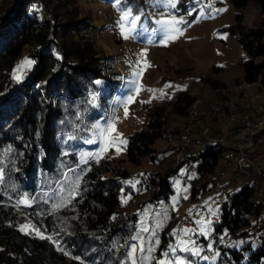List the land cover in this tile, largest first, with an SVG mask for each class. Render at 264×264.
Instances as JSON below:
<instances>
[{
    "label": "trees",
    "instance_id": "1",
    "mask_svg": "<svg viewBox=\"0 0 264 264\" xmlns=\"http://www.w3.org/2000/svg\"><path fill=\"white\" fill-rule=\"evenodd\" d=\"M227 1L237 11V23L242 11L256 9L250 27L237 24L246 56L241 79L251 82L264 69V0ZM125 2L121 7L131 15L145 14L146 0ZM95 28L93 13L81 0H0V167L5 169L0 264H130L127 247L139 221L130 208L168 202L175 174L185 163L196 162L193 201L216 181V170L223 171L220 162L229 150L206 143L185 152L176 166L139 179L107 158L81 161L91 123L108 113L120 89L112 59L95 42ZM23 54L33 63L17 73ZM202 81L213 90L225 88L209 78ZM194 99L187 91L176 92L166 103L146 106L143 126L125 139L123 161L138 167L146 160L153 166L155 144L163 141L169 119L185 121ZM214 123L216 128L219 122ZM172 128L170 141L183 134ZM164 147L157 153L162 161L179 151L170 143ZM77 176L76 198L63 203ZM245 180L236 191L222 193L217 219L208 237L200 238L201 256L209 259L188 255L191 264H264V212L252 178ZM25 199L28 203H21ZM25 225L31 228L22 231ZM172 242L170 230H163L155 259L163 258Z\"/></svg>",
    "mask_w": 264,
    "mask_h": 264
},
{
    "label": "rangeland",
    "instance_id": "2",
    "mask_svg": "<svg viewBox=\"0 0 264 264\" xmlns=\"http://www.w3.org/2000/svg\"><path fill=\"white\" fill-rule=\"evenodd\" d=\"M146 2L145 14H137L140 19L133 24L131 20L136 15H125L129 9L121 7L117 0H81L82 6L93 13L95 42L102 55L112 59L113 67L119 74L120 89L108 113L91 123L89 139L96 142H85L80 159H110L114 165L124 168L133 179H139L149 171L163 172L171 163L176 166L184 153L190 152L189 148H179L178 152L166 154L163 161L157 156L153 166L146 160L138 167L123 161L125 139L143 126L146 121L145 107L161 105L163 101H170L173 93L185 91L195 98L201 95L206 98L200 106L205 110L216 105L222 106L224 96L221 94L225 93L221 91L220 95H212L211 84L202 79L221 82L225 87L241 79L240 64L246 56L238 42L237 24L248 28L256 16V9L250 6L240 13V22L237 23V11L227 0H175V8L164 7L167 0ZM164 20L175 22L176 30L167 41L162 40L164 30L158 23ZM25 60L28 59L23 54L17 65V73L26 67H21ZM129 96L133 97L131 104H128ZM125 106L128 107L127 116L124 113ZM184 122L183 118L169 119L163 141L158 140L155 144L156 154L165 150L163 146L167 143L179 147L181 136L170 141L169 130L175 126L183 130ZM108 123L113 124L116 129L113 135L118 136L113 143H109L111 136L105 138L95 131L97 127L106 128ZM185 175L183 168L177 170L168 202L145 204L141 210L136 209V206L130 208L139 213L135 235L127 247L130 264H150L152 261L154 264L160 261L170 264L176 258L182 259L184 264H191L188 255L192 256L193 250H198V257L202 259L204 255L201 256L200 238L208 237L210 224L213 219H217L222 193L227 189L234 192L248 182L242 178L238 183L230 181L229 184L228 174L216 170L212 177L216 181L210 183V189L205 194L197 195L193 201L190 198L193 184L189 186L184 183ZM179 194L184 195V203L179 199ZM139 199L140 196L133 203ZM260 227L264 231V221H261ZM28 228L31 226L28 225L24 230L28 231ZM167 229L173 242L166 251L167 255L155 259L160 234ZM33 231L37 234L36 230ZM182 242H186L190 251L180 250L185 246ZM133 247L137 249L134 253ZM172 248L176 250L172 251Z\"/></svg>",
    "mask_w": 264,
    "mask_h": 264
},
{
    "label": "built area",
    "instance_id": "3",
    "mask_svg": "<svg viewBox=\"0 0 264 264\" xmlns=\"http://www.w3.org/2000/svg\"><path fill=\"white\" fill-rule=\"evenodd\" d=\"M221 91L227 95L223 108H201L206 101L202 95L187 108L179 148L196 151L206 143L228 149L220 162L227 179L238 183L242 178H252L257 202L264 212V69L253 81L239 79L223 90L214 89L212 95ZM216 121L219 125L215 128L211 123ZM214 129L217 134L212 135ZM182 168L186 172L184 183L191 186L195 164L185 163ZM179 199L184 203L183 194H179Z\"/></svg>",
    "mask_w": 264,
    "mask_h": 264
},
{
    "label": "snow or ice",
    "instance_id": "4",
    "mask_svg": "<svg viewBox=\"0 0 264 264\" xmlns=\"http://www.w3.org/2000/svg\"><path fill=\"white\" fill-rule=\"evenodd\" d=\"M124 2L125 3V7H127L126 5V2L125 0H117V3L120 4ZM164 7L166 8H175L176 7V3H175V0H167V2L164 4ZM131 14V10L129 9L128 12H125V15H130ZM122 20L124 19V17L122 16L121 18ZM140 19V17L138 15L136 16H133L132 20H131V23L135 24L138 20ZM158 23L160 24L161 28L164 30V35H163V38L162 40L163 41H167L168 39H171V33L173 31H175V27H174V24L175 22L174 21H168V20H164V21H158ZM123 27V25H122ZM130 31H134V29H130ZM33 62L30 61V60H25L23 62V64L21 65V67H24V66H27V65H31ZM14 78H17L18 77H15ZM98 84L100 82H97ZM166 87H170V85H166ZM133 102V97L132 96H129L128 97V104H131ZM92 103V106L93 107H96V104H95V97H93V100L91 101ZM124 113H125V116H127L128 114V107L125 106L124 107ZM96 133L100 136H103L105 138H107L108 136H111V140L109 141V143H113L115 142L116 139H118V136L116 135H113L115 132H116V129L113 127V124L112 123H108L107 127L106 128H100V127H97L95 129ZM86 143H89V144H92V143H95L96 141L94 140H86L85 141ZM104 149L102 148L101 151H103ZM9 151H11L9 149ZM86 163V161H84ZM3 162L0 161V164H2ZM83 169H81L82 171ZM4 171L5 169L3 167H0V182L3 181L4 179ZM71 171V169H70ZM79 176H77L73 181H72V186L68 189V199L67 200H63V203H68L71 199H75V192H76V189H77V186L79 185ZM21 203H24V204H27L28 203V200L25 199L23 201H21ZM59 207V205H58ZM210 223V222H209ZM28 225H25L22 227V231L24 230V228H27ZM27 234V233H26ZM37 235H40L39 231L37 230ZM41 239H44L45 237L44 236H40ZM182 243H185V246L184 247H181L180 250L181 251H184V252H188L190 251V249L186 246V242H182ZM171 247V246H170ZM193 247H194V242H193ZM137 249L135 247H133L132 251L133 253L136 251ZM172 251H175L176 249L175 248H172L171 249ZM209 250H211V246H209ZM141 252H143V249L141 248L140 249ZM149 251H152V249H149ZM192 256H199L200 253L198 250H193L191 252ZM165 255H167V253H165ZM204 259H209L208 257H203ZM159 264H169V262H166V261H160ZM170 264H184V261L180 258H176L174 259L173 261L170 262Z\"/></svg>",
    "mask_w": 264,
    "mask_h": 264
}]
</instances>
